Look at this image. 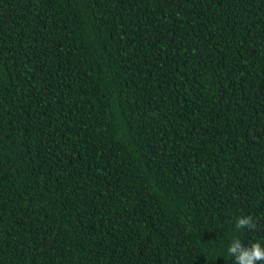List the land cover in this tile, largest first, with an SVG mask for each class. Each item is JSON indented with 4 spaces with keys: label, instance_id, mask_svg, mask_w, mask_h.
<instances>
[{
    "label": "trees",
    "instance_id": "16d2710c",
    "mask_svg": "<svg viewBox=\"0 0 264 264\" xmlns=\"http://www.w3.org/2000/svg\"><path fill=\"white\" fill-rule=\"evenodd\" d=\"M233 237L264 244V0H0V264Z\"/></svg>",
    "mask_w": 264,
    "mask_h": 264
},
{
    "label": "clouds",
    "instance_id": "9594fccd",
    "mask_svg": "<svg viewBox=\"0 0 264 264\" xmlns=\"http://www.w3.org/2000/svg\"><path fill=\"white\" fill-rule=\"evenodd\" d=\"M235 229H254L255 221L251 215L237 216ZM227 254L234 258L235 264H264V244L259 241L245 245L239 237H233L227 247Z\"/></svg>",
    "mask_w": 264,
    "mask_h": 264
}]
</instances>
